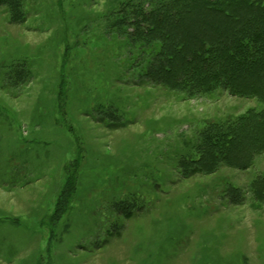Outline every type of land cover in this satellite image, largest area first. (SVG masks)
Wrapping results in <instances>:
<instances>
[{"label": "rangeland", "instance_id": "374dc122", "mask_svg": "<svg viewBox=\"0 0 264 264\" xmlns=\"http://www.w3.org/2000/svg\"><path fill=\"white\" fill-rule=\"evenodd\" d=\"M177 1L0 0V264H264V21Z\"/></svg>", "mask_w": 264, "mask_h": 264}, {"label": "trees", "instance_id": "16d2710c", "mask_svg": "<svg viewBox=\"0 0 264 264\" xmlns=\"http://www.w3.org/2000/svg\"><path fill=\"white\" fill-rule=\"evenodd\" d=\"M237 1H239L240 3L237 4L238 3ZM198 3H200L201 8L204 11H206V13L212 14V15L218 17V18L222 17V18L228 19V20H230L232 18L233 23H238V24L242 23L241 19H244V18H248V20L251 21L250 17L253 16V15H259V14H257L259 12H261V15L259 17H261L263 19V21H264V13H263L264 12V0H221L220 2H218V0L215 1V2H212L211 0H179L175 4L177 5L176 7H178V8L183 7L185 10H187L189 12V15H190V14H192L193 9L195 10V8L199 7ZM235 5H237V6L240 5L239 9H241L243 11V13H242L243 15H239L237 12L234 11L233 6H235ZM179 15L180 14L176 10L175 11H171L169 13H165L164 15H161L159 17V20L157 21L159 23V25H160V28H159L160 31L158 30L159 32H155L156 33L155 35L159 36V37H162V38H165L167 40L170 39L167 35L163 34V31H164L163 30V26H165L164 22L167 21L169 18H171V19L174 18L175 19V23L177 22V24H180V23H178V22H180L178 20L179 17L177 18V16H179ZM153 16H151L150 14L143 15L141 17L142 20L140 21L139 26H137L139 28L141 27V29L143 30L140 38L142 37L141 38L143 40L142 43L145 45V46L143 45L142 47L138 48L139 50H137V52L142 50V51H140L141 53L139 52L140 55H146L147 53L143 49L146 48V46H152L154 43L150 44L149 41H151L152 39H156V36H154V38H152V35H153L152 30L153 29L152 30L150 29L152 24H154V26H155V23H156V22L153 21V19H154V18H152ZM147 26H149V27H147ZM233 31L235 33H237V36L240 39L244 37L246 40H249V42L251 44H256V48L257 49L258 48L261 49V46H258L257 45L258 42H256V41L260 40L261 37H262V35L259 32L256 31L257 33H252V30L250 31L248 29V27H246V28H241L240 27V28H237V30H233ZM252 34H254V35H252ZM233 35H234V33H233ZM165 36H167V37H165ZM173 42H175V41H173ZM177 42H181V41L177 40ZM241 43H243V44H241V48H244L247 51L245 52L244 50L239 49V47H238V51L240 50V52H241V59H238L237 61L235 59L234 62L236 63L237 68H238L239 71L247 74V73H250V71L247 69L249 67L248 63H254V61H253L255 59L254 57H256L257 55L255 56V53H254L255 50L253 52H251V50H249V48H250V44L249 43L245 44L243 41ZM182 46H184V43L182 44ZM182 46L181 47L178 46V48L180 47L178 51L182 52V50H183ZM252 46L255 48L254 45H252ZM133 47H134V45H133ZM207 50L212 55L213 48L211 47V45H206V43H204V41L199 40V42L197 43L196 50L194 52H192L191 55H187L186 57H184L183 58L184 61L182 60L183 62H185L184 64H186L187 68H186V66H183L182 68L179 67L178 65L174 66L173 60L177 59V57H176L177 52H175V54H174L175 57L172 56L171 54H166L165 55L162 52L161 56H163V57L165 56V58H163L161 60L162 57L160 56V60L161 61H158L161 64L160 71H161V73H164L166 71L173 72V67H174V69L176 68L177 71H178V69L181 68L180 69V70H182L181 73L182 74L184 73L181 80H183V82L186 81L187 83L188 82H192L194 80V77H196L194 75V73L196 72V68L194 66L191 67V64L193 65V63L196 62V60L198 58L205 57V53L207 52ZM236 50H237V48H236ZM151 52H153V51L151 50ZM256 54H257V51H256ZM228 58H229V56H228ZM220 60H222V59H220ZM228 60L231 61L232 58H230ZM208 61H210V63L212 64L216 60L212 59V57H210ZM213 64H214V66L221 67L220 65H218L219 63H217V65H216V63H213ZM205 74H207V73H205ZM221 76H222V74L219 73L217 76L215 75L212 78L209 77V80H210V82L212 80H218V79L222 78ZM197 79L195 78V81H197ZM209 80H208V82H209ZM235 89L238 90L239 93H241V94H245V93H249V92L255 91V87L249 86V84L247 86L246 85H243V86L238 85V86L235 87ZM57 215H59V213L56 214V216Z\"/></svg>", "mask_w": 264, "mask_h": 264}, {"label": "bare ground", "instance_id": "6f19581e", "mask_svg": "<svg viewBox=\"0 0 264 264\" xmlns=\"http://www.w3.org/2000/svg\"><path fill=\"white\" fill-rule=\"evenodd\" d=\"M26 232V231H25Z\"/></svg>", "mask_w": 264, "mask_h": 264}]
</instances>
